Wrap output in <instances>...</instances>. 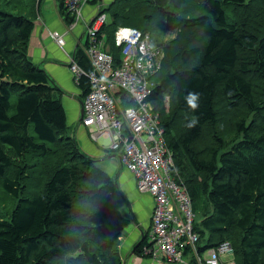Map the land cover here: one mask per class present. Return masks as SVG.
I'll return each instance as SVG.
<instances>
[{
    "label": "trees",
    "instance_id": "obj_1",
    "mask_svg": "<svg viewBox=\"0 0 264 264\" xmlns=\"http://www.w3.org/2000/svg\"><path fill=\"white\" fill-rule=\"evenodd\" d=\"M42 1L31 0L27 12L21 0H0V186L17 200L10 218L0 217V264H121L119 239L129 220L119 211L116 184L67 134L61 91L28 58ZM246 1L200 0L198 13L185 17L179 11L188 0H113L99 9L108 22L98 35L118 64V27L158 40L152 15L168 32L193 31L196 43L188 41L174 57L165 46L150 101L192 200L199 251L229 242L234 264H264V88L257 85L264 86V30L239 29L240 15L229 9ZM136 4L152 13L139 19ZM72 58L90 72L84 49ZM77 86L81 102L89 79L81 76ZM189 92L200 96L194 111ZM119 96L122 108L131 104ZM251 117L261 119L260 130ZM225 120L233 123L229 138L219 133ZM147 245L146 234L134 255L149 259Z\"/></svg>",
    "mask_w": 264,
    "mask_h": 264
},
{
    "label": "built area",
    "instance_id": "obj_2",
    "mask_svg": "<svg viewBox=\"0 0 264 264\" xmlns=\"http://www.w3.org/2000/svg\"><path fill=\"white\" fill-rule=\"evenodd\" d=\"M61 1L75 23L90 0ZM107 22L105 14H97L87 27L84 53L90 72L86 74L73 58L69 69L76 85L83 75L90 82V90L81 101L80 125L88 130L91 140H109L108 149L119 151L121 165L132 175L137 192L152 198L151 227L143 255L168 264H234L229 242L199 251L192 200L166 146L159 113L150 101L166 45L150 33L118 27L114 33L115 46L120 49L117 64L106 50L105 38L98 35ZM52 38L62 49L64 35L53 32ZM120 93L131 102L129 106L122 108ZM168 103L165 96L166 107Z\"/></svg>",
    "mask_w": 264,
    "mask_h": 264
},
{
    "label": "crops",
    "instance_id": "obj_3",
    "mask_svg": "<svg viewBox=\"0 0 264 264\" xmlns=\"http://www.w3.org/2000/svg\"><path fill=\"white\" fill-rule=\"evenodd\" d=\"M109 0H90L83 8L78 21L60 9L58 0H43L39 13L34 21V29L28 43V58L44 70L61 91V101L66 111L67 123L78 121L73 133L79 148L113 179L118 193V207L129 224L124 229L118 245L121 264H151V260L134 255L135 245L148 234L151 227L153 201L149 195L137 192L132 175L121 165L119 156L109 155L108 146L99 145L91 140L88 130L80 125L81 102L79 88L75 84L69 65L75 49L87 44L86 30L90 21L98 14ZM102 6V7H101ZM73 23V27L69 26ZM53 32L65 37V45L60 49L52 38Z\"/></svg>",
    "mask_w": 264,
    "mask_h": 264
},
{
    "label": "rangeland",
    "instance_id": "obj_4",
    "mask_svg": "<svg viewBox=\"0 0 264 264\" xmlns=\"http://www.w3.org/2000/svg\"><path fill=\"white\" fill-rule=\"evenodd\" d=\"M113 0H109L106 3V7L112 3ZM21 2L24 3V7L27 8V12H30V6L32 5L31 0H21ZM200 3V0H188V5H186L181 11H179V14L181 16L185 17H191L194 14H197L198 10V4ZM103 6V7H105ZM131 6H134V4H131ZM139 12H137L136 16L141 19L143 15H150L152 13L151 9H147V11L139 6L138 4L135 5ZM102 7V6H101ZM130 7V6H128ZM132 8V7H130ZM200 8V7H199ZM232 12L239 13L240 19L235 20V23L237 24L239 29H243L244 31H250L253 33H256L257 35L261 34V31L264 30V0H247L246 5L243 8H236L232 9L229 8ZM228 9V11H229ZM152 22H151V29L158 31L160 35H158V42L164 43L167 45L169 43L170 48L173 50L171 57H174L176 52L178 51L179 47L186 44L188 41H191L190 44H195L196 40L194 37V34L183 30L180 32H168L164 30V25H162V21L157 16H152ZM234 21V20H233ZM87 33V30H86ZM87 36V34H86ZM189 45V44H188ZM257 84L259 87L264 88L263 84L261 82H258ZM260 90V89H258ZM237 116V114H236ZM225 118L221 117V119ZM246 124L249 122V118H246ZM250 120L254 121L256 123V130H260L262 127L261 119L254 117L250 118ZM234 121V120H233ZM232 120H225L221 124L219 128V133L223 137H231L232 136ZM79 125V122H73V123H67V134L70 136L76 131L77 127ZM214 136V134H213ZM99 145H107L109 147V140L105 138H99L98 142ZM109 155H115L117 156L119 151L118 150H110L108 149L107 152ZM98 168L102 169L104 171V168L101 165L95 164ZM17 200L14 198L11 194H9L2 186H0V217L4 220H8L10 218V215L12 214V211L14 210L16 206ZM231 258H227V261H230ZM168 264L167 262L158 261L153 262L151 261V264Z\"/></svg>",
    "mask_w": 264,
    "mask_h": 264
},
{
    "label": "clouds",
    "instance_id": "obj_5",
    "mask_svg": "<svg viewBox=\"0 0 264 264\" xmlns=\"http://www.w3.org/2000/svg\"><path fill=\"white\" fill-rule=\"evenodd\" d=\"M199 99H200V96L198 93L189 92L186 97V103L188 107L194 111L199 107ZM196 123L197 121L193 119L191 123L188 124V127L189 128L194 127Z\"/></svg>",
    "mask_w": 264,
    "mask_h": 264
},
{
    "label": "water",
    "instance_id": "obj_6",
    "mask_svg": "<svg viewBox=\"0 0 264 264\" xmlns=\"http://www.w3.org/2000/svg\"><path fill=\"white\" fill-rule=\"evenodd\" d=\"M81 116H82V109H81ZM81 116H80V117H81ZM80 119H81V118H80Z\"/></svg>",
    "mask_w": 264,
    "mask_h": 264
},
{
    "label": "bare ground",
    "instance_id": "obj_7",
    "mask_svg": "<svg viewBox=\"0 0 264 264\" xmlns=\"http://www.w3.org/2000/svg\"><path fill=\"white\" fill-rule=\"evenodd\" d=\"M167 146V145H166ZM168 148V147H167ZM169 149V148H168ZM170 150V149H169ZM171 151V150H170Z\"/></svg>",
    "mask_w": 264,
    "mask_h": 264
}]
</instances>
